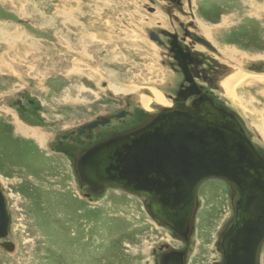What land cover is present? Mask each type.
<instances>
[{"label":"rangeland","instance_id":"rangeland-1","mask_svg":"<svg viewBox=\"0 0 264 264\" xmlns=\"http://www.w3.org/2000/svg\"><path fill=\"white\" fill-rule=\"evenodd\" d=\"M176 31L201 54L208 78L198 86L236 115L264 156V76L239 88L240 102L221 86L229 53L247 73L264 75V0H0V188L9 214L0 264H162L173 250L184 251L185 264L221 263V235L234 215L227 182L200 186L183 240L150 217L141 196L89 194L75 158L95 140L57 138L127 105L130 120L94 135L132 127L166 107H140L151 90L172 105L183 76L150 34Z\"/></svg>","mask_w":264,"mask_h":264},{"label":"water","instance_id":"water-1","mask_svg":"<svg viewBox=\"0 0 264 264\" xmlns=\"http://www.w3.org/2000/svg\"><path fill=\"white\" fill-rule=\"evenodd\" d=\"M154 35L152 32L150 37L157 41ZM122 115L109 114L86 122L77 134ZM75 133L67 132L62 138ZM75 168L89 194L117 188L141 196L150 217L183 240H188L194 229L200 186L206 180H224L233 189L234 215L221 235L220 264H260L264 156L236 115L217 106L197 83L181 88L171 107L161 108L142 124L81 150ZM8 224L0 188V238L7 236ZM2 247L13 251L15 245L5 242ZM162 264H185L184 251L165 253Z\"/></svg>","mask_w":264,"mask_h":264},{"label":"flooded vegetation","instance_id":"flooded-vegetation-1","mask_svg":"<svg viewBox=\"0 0 264 264\" xmlns=\"http://www.w3.org/2000/svg\"><path fill=\"white\" fill-rule=\"evenodd\" d=\"M180 29H181L180 31H182L184 34H186L187 37L193 36L192 32L189 29L186 31L182 28H180ZM153 33H155V32H153ZM154 36L160 45L166 46L169 49L170 57H172L176 61V67L180 70V72L183 76V81H184L183 83H181L180 87L184 88V87L190 86L191 82L198 84L201 82V80L208 78V76L203 75V73H202L203 69L201 68V70H200V64H201L200 56H201V54L199 52H197V49H194V45H191V47L188 45V43L185 41L186 36L181 37L179 31H176L173 33L166 32L165 34L155 33ZM199 43H200V41H199ZM184 44H186V45H184ZM201 89L203 90L204 93H206L209 96V94L205 91V89H203V88H201ZM194 98H195V96L190 98L187 101V103H190ZM28 102H29V104L33 103L32 101H28ZM19 105L24 107V105L22 103H19ZM216 105L219 106V104H217V103H216ZM109 114H123V115L121 117H112L105 124H103V125L99 124L97 127L93 128V129H89L86 133H84L81 136L77 134V129L79 127L76 129H73L76 133H75V135L71 136L72 138L69 137L68 139H73L76 137L85 136L87 140H95V142L92 144V145H94L95 143H98V142H100V141H102V140H104V139H106L112 135L128 131V130L142 124L147 119H149V117H148L145 120H141V121L137 122L136 124H134L132 127L126 128L125 130L110 133V134H108L102 138H100V137L95 138L94 133L98 129L109 128L112 125H119V123L122 121H126V120L128 121V120H130L129 117H131L133 113H132V108L129 109V105H127L126 107L119 108L116 111H112V112H109V113H107L105 115H101V116L106 117ZM101 116H99L95 119H100ZM88 136H91V137H88ZM60 137L61 138H59L58 140L61 139L60 140L61 142L68 140V139H63L62 136H60ZM85 148H87V147H84L83 149H85Z\"/></svg>","mask_w":264,"mask_h":264},{"label":"bare ground","instance_id":"bare-ground-1","mask_svg":"<svg viewBox=\"0 0 264 264\" xmlns=\"http://www.w3.org/2000/svg\"><path fill=\"white\" fill-rule=\"evenodd\" d=\"M226 60H227V63L232 65V70L230 72V75L227 76L223 80L224 82L221 83V86H222V89L224 90V92L226 94H228L230 97H232L235 102H240L239 100L241 99V96L239 94L240 92L238 93L239 88L242 87L246 81H247L246 83H248V79L262 80V78H263L262 76H264V75H259V74L256 75V73H247V71L244 70V67L242 64L243 61L242 62H239V60L235 61V56L232 53H229V56H227ZM184 88H182V89H184ZM116 92L118 94L120 93L119 90H117ZM139 99H140V101L139 100L138 101L140 103V106L144 107L145 109H148V107H149L148 103L151 101H155L157 103H160V104L166 106L167 108L171 107L173 105V104L170 105V103L163 96L162 92L157 91V90H151V93H149V95H143V96L139 97ZM236 105L239 106L240 104H236ZM240 107H241V105H240Z\"/></svg>","mask_w":264,"mask_h":264}]
</instances>
